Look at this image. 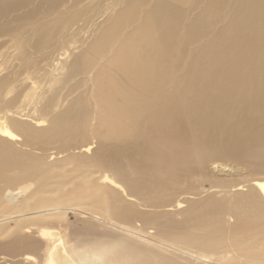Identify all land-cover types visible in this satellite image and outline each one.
I'll list each match as a JSON object with an SVG mask.
<instances>
[{
  "label": "bare ground",
  "instance_id": "6f19581e",
  "mask_svg": "<svg viewBox=\"0 0 264 264\" xmlns=\"http://www.w3.org/2000/svg\"><path fill=\"white\" fill-rule=\"evenodd\" d=\"M63 1H0V38L39 23L15 40L20 70L43 74L41 109L19 114L32 123L0 120V264H155L161 247L172 249L159 238V210L186 203L177 198L195 177L231 179L233 168L212 161L264 168V0H100L119 9L68 65L60 58L76 46L78 19L50 26ZM67 68L69 81L89 74L92 90L58 108L84 83H51ZM253 187L229 205L235 240L264 215V180ZM199 200L192 214L210 232L223 203L209 195L196 209ZM230 246L264 257V243Z\"/></svg>",
  "mask_w": 264,
  "mask_h": 264
},
{
  "label": "rangeland",
  "instance_id": "374dc122",
  "mask_svg": "<svg viewBox=\"0 0 264 264\" xmlns=\"http://www.w3.org/2000/svg\"><path fill=\"white\" fill-rule=\"evenodd\" d=\"M150 1L153 2L155 0ZM97 3L100 4L94 8ZM114 5H118V3L112 4L111 8L108 10V3L100 0H81L79 2H75V0H64L63 3H61L58 11L52 16L54 19H52L50 26H57L59 20L56 17L58 15L66 18L76 17L78 21L75 25L77 34L71 36L69 41H76V46L74 48L76 50L73 49V51L70 47H66L68 50H63L64 56L61 57L60 60H64L68 57L66 64H70L72 62V55L75 56V53L85 50L92 38H95L103 28H108L109 23L119 9L118 7V9L113 7ZM38 24L33 25L29 30L22 31L11 37L6 36L0 38V120H7V122H9V120L15 119L32 123L30 119H26L27 117H21L19 114L34 116L42 107L41 103L38 104L34 99L36 97L35 95H37V89L35 91V86L39 84V79H41L43 74L40 75L39 73L30 76L28 74L30 71L20 70L21 54L17 44L18 40H15L24 32H30L32 36V33L35 31L34 29ZM12 39L15 40L13 43H11ZM66 54L67 57H65ZM105 60L106 58L102 59L101 62H104ZM55 63L57 62H54L53 64ZM63 65L65 66V64ZM68 71L69 68L64 69L61 74H57L59 70L58 72H55L51 83L58 85L59 82H61V84L66 82L69 84L74 83L78 78H81V81H84V83L82 84L83 86H81V89L79 88V91L76 90V92L68 96L61 104L59 102L58 108H63L64 105H66V101L76 95V93L80 92V90L87 89L90 92L92 90L91 80H89L88 76L89 74L72 78L69 81L68 78H65L67 77L66 74ZM90 103L93 106L91 99ZM94 111L96 110L93 109L92 113H94ZM38 118L44 120L48 118V115L38 113ZM45 122H42V127L46 126ZM93 124L94 122L91 123L90 127H92ZM87 134L89 135L90 131H88ZM90 140L91 139H89V142H91L89 153H91L96 147L95 143L98 142L95 139L93 141ZM16 147L21 150L26 149L19 144H17ZM37 152L38 151H34L32 154L35 155L36 153V155H40V152ZM76 152H78V150H76ZM52 153L53 151L51 150L45 153L44 157L47 162H52V160L57 157ZM58 157H60V155ZM211 163H221L233 168L234 170L233 173L231 172V179L223 184H217L215 178L205 179L202 177H195L183 188L184 195L177 198L178 200H186V203H183L178 209L176 208L175 201H173L170 203L171 206L159 210L164 212L163 214L160 213V219L157 221L160 223L159 238L164 244L171 245L172 249L160 246L161 249L157 252L158 256L154 260L155 264H264V257L259 258L257 256H249L247 254L239 253L235 248L230 246L231 244L234 247L250 245L251 247L259 248V246L264 243V215L261 217H258L257 215L254 216L258 221V224L251 226L248 231L244 232L243 240H235L236 231H232L231 229L234 217H230L228 214L229 205L235 200L234 198L237 192L244 194L248 190H251L255 181L264 180V168L256 167L253 159L235 163L228 159L220 158L219 160L215 159ZM18 184L13 185L11 189L16 188V191L21 189L22 186H18ZM231 184L234 186L233 188L229 187ZM64 191L67 192L68 189L66 188ZM209 195H211L213 200L222 202L223 206L222 209L220 208L219 212L215 214V218H211V220L213 219L210 221L212 222L211 225L216 224L215 227L210 232H207L199 227L201 221L197 220H201V217H199V214L195 211L192 214V209L194 207L191 205L195 204V201L200 199L196 207V209H199L201 207L200 201L205 197H209ZM261 200L264 203V200ZM262 205L264 206V204ZM186 208L188 209L189 216H185L182 212L183 210L185 211ZM146 210L149 209L146 208ZM36 211L37 210H33L27 214ZM74 219L76 220V217L69 214V220L73 222L75 221ZM45 224L55 225V222L53 220H41L36 225ZM135 224L138 225L140 223ZM150 227H153L152 223L144 228L147 229ZM154 228L151 229L152 232L155 231ZM213 243L216 244L217 248L208 249L207 246ZM200 254L210 258L211 262L194 260V257L200 256ZM215 260H217V262ZM12 263L19 264L20 261L16 258Z\"/></svg>",
  "mask_w": 264,
  "mask_h": 264
}]
</instances>
